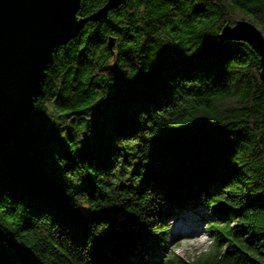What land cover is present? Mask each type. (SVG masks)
Wrapping results in <instances>:
<instances>
[{
	"label": "trees",
	"instance_id": "trees-1",
	"mask_svg": "<svg viewBox=\"0 0 264 264\" xmlns=\"http://www.w3.org/2000/svg\"><path fill=\"white\" fill-rule=\"evenodd\" d=\"M239 18L264 35V0H124L54 47L0 154V264H264V80L220 38ZM198 207L189 260L168 220Z\"/></svg>",
	"mask_w": 264,
	"mask_h": 264
},
{
	"label": "water",
	"instance_id": "water-1",
	"mask_svg": "<svg viewBox=\"0 0 264 264\" xmlns=\"http://www.w3.org/2000/svg\"><path fill=\"white\" fill-rule=\"evenodd\" d=\"M124 0L78 17L80 0H0V154L16 138L40 93L54 47L75 37L89 19L104 17ZM220 38L241 39L258 53L264 80V35L245 18L226 21ZM114 37H108L110 47Z\"/></svg>",
	"mask_w": 264,
	"mask_h": 264
},
{
	"label": "rangeland",
	"instance_id": "rangeland-1",
	"mask_svg": "<svg viewBox=\"0 0 264 264\" xmlns=\"http://www.w3.org/2000/svg\"><path fill=\"white\" fill-rule=\"evenodd\" d=\"M206 212L204 207L187 208L170 218L166 232L168 248L189 260L206 252L212 243L204 225Z\"/></svg>",
	"mask_w": 264,
	"mask_h": 264
}]
</instances>
